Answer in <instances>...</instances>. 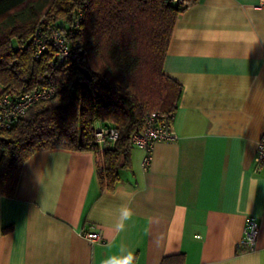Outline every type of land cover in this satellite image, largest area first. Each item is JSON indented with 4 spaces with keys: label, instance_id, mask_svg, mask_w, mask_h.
Instances as JSON below:
<instances>
[{
    "label": "crops",
    "instance_id": "0c3cea01",
    "mask_svg": "<svg viewBox=\"0 0 264 264\" xmlns=\"http://www.w3.org/2000/svg\"><path fill=\"white\" fill-rule=\"evenodd\" d=\"M164 73L181 84L171 130L146 169L132 147L119 183L101 192L93 152L38 151L15 197L0 195V264H264V0H201L176 20ZM2 86L0 85V92ZM132 220L114 228L124 193ZM259 223L254 250L240 244L246 219ZM101 233L89 242L84 232ZM111 244V247L108 245Z\"/></svg>",
    "mask_w": 264,
    "mask_h": 264
},
{
    "label": "trees",
    "instance_id": "16d2710c",
    "mask_svg": "<svg viewBox=\"0 0 264 264\" xmlns=\"http://www.w3.org/2000/svg\"><path fill=\"white\" fill-rule=\"evenodd\" d=\"M201 0H0V85L33 89L51 85L55 94L32 105L0 132V195H16L26 161L50 149L93 152L101 192L119 183L129 167L130 136L152 113L173 119L182 86L164 73L178 17ZM60 32L77 54L53 66L48 43L34 57L36 38ZM79 67L91 79L87 86ZM118 133L113 148L94 143L96 124ZM164 256L160 264H183Z\"/></svg>",
    "mask_w": 264,
    "mask_h": 264
},
{
    "label": "built area",
    "instance_id": "2783aa9c",
    "mask_svg": "<svg viewBox=\"0 0 264 264\" xmlns=\"http://www.w3.org/2000/svg\"><path fill=\"white\" fill-rule=\"evenodd\" d=\"M34 57L39 58L50 43L54 49L53 66H60L65 61L76 57L74 50L69 47L65 38L60 32L53 31L46 38H36ZM55 94V89L51 85L39 86L33 89L9 88L0 92V132L11 128L29 108L37 102L47 100ZM172 118L170 115L162 113H152L148 116L143 130L133 133L130 136V143L133 147L143 150L141 160L142 168L146 169L152 158L153 145L157 141H169L175 139L171 130ZM118 133L110 127L96 124L94 131V143L100 151L113 148L117 140ZM256 163L255 170H259L264 164V132H262L256 148L254 157ZM259 233V223L255 218L246 219L244 235L240 241V246L244 250L251 251L256 247ZM84 237L89 242L100 241L102 235L95 230L84 232Z\"/></svg>",
    "mask_w": 264,
    "mask_h": 264
},
{
    "label": "clouds",
    "instance_id": "9594fccd",
    "mask_svg": "<svg viewBox=\"0 0 264 264\" xmlns=\"http://www.w3.org/2000/svg\"><path fill=\"white\" fill-rule=\"evenodd\" d=\"M122 199H127L129 203H123L119 208V215L114 225V228L117 232L125 231L127 222L131 221L134 215L133 210L130 206L132 194L126 192L122 195ZM108 246L111 247V244H109ZM120 251V255H112L105 257L102 260L101 264H134L136 256L132 251L128 250L124 246H121Z\"/></svg>",
    "mask_w": 264,
    "mask_h": 264
},
{
    "label": "water",
    "instance_id": "95a60500",
    "mask_svg": "<svg viewBox=\"0 0 264 264\" xmlns=\"http://www.w3.org/2000/svg\"><path fill=\"white\" fill-rule=\"evenodd\" d=\"M79 70L82 73L83 79L77 80V83L85 87L88 85V81L91 79V74L86 68L79 67Z\"/></svg>",
    "mask_w": 264,
    "mask_h": 264
}]
</instances>
